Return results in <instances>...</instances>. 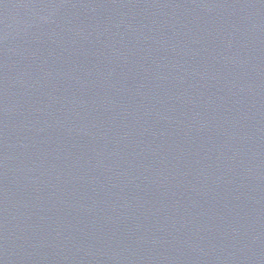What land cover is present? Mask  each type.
Wrapping results in <instances>:
<instances>
[{
	"label": "water",
	"instance_id": "water-1",
	"mask_svg": "<svg viewBox=\"0 0 264 264\" xmlns=\"http://www.w3.org/2000/svg\"><path fill=\"white\" fill-rule=\"evenodd\" d=\"M0 264H264V0H0Z\"/></svg>",
	"mask_w": 264,
	"mask_h": 264
}]
</instances>
